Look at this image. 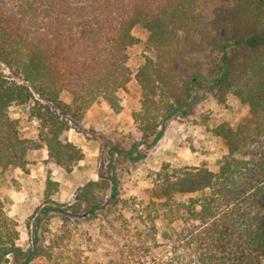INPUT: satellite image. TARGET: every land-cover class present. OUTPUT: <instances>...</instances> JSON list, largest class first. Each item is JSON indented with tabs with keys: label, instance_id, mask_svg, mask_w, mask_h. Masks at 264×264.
I'll return each instance as SVG.
<instances>
[{
	"label": "trees",
	"instance_id": "trees-1",
	"mask_svg": "<svg viewBox=\"0 0 264 264\" xmlns=\"http://www.w3.org/2000/svg\"><path fill=\"white\" fill-rule=\"evenodd\" d=\"M199 3L0 0V65L9 70L6 74L0 68V181L1 172L11 169L30 173L31 155L42 148H47L49 162L67 170L84 159L82 149L69 140L71 123L82 120L100 98L116 113L123 109L121 94L133 73L128 49L140 42L137 30L146 33L147 46L162 63L157 67L146 57L137 70L145 105L154 103L155 91L164 90L171 79L177 89L166 66L179 59L177 48L185 39L211 45L209 70L185 80L195 93L192 99L204 91L221 102L233 95L249 106L246 123L213 129L225 147L218 170L163 165L157 173L162 186L155 194L165 198L163 214L149 212L142 218V237L119 264H264V0H233L213 36ZM179 107L171 102L162 122ZM16 113L37 122L35 137L25 135ZM149 122L143 131L147 137L155 134L156 141L162 130ZM139 142L137 138L133 150ZM108 189L118 201L116 177L93 180L60 212L66 213L65 220L95 216ZM56 190L57 182L49 177L48 202ZM176 196L186 199L171 204ZM161 216L167 219L164 227L157 223ZM19 239V223L8 214L0 186V264H32L38 246L26 249Z\"/></svg>",
	"mask_w": 264,
	"mask_h": 264
},
{
	"label": "rangeland",
	"instance_id": "rangeland-1",
	"mask_svg": "<svg viewBox=\"0 0 264 264\" xmlns=\"http://www.w3.org/2000/svg\"><path fill=\"white\" fill-rule=\"evenodd\" d=\"M232 3L233 0H200L199 11L208 23L209 36L215 35ZM136 35L140 42L128 49V65L133 73L127 91L121 94L123 109L116 113L100 98L82 120L71 123L69 140L82 149L84 159L67 170L49 162L48 150L42 148L31 155L30 173L21 169L1 172L5 208L19 223V244L26 249L39 248L32 264H119L121 255L140 241L142 218L149 212L152 216L163 214L165 198L155 195L162 186L157 173L163 165L218 170L225 147L213 129L220 124L237 126L251 119L249 106L233 95L221 102L216 95L200 91L199 97L192 99L195 93L185 80L198 70H209L206 60L211 45L185 39L177 48L179 59L166 66L171 78L176 79L177 89L171 79L164 90L155 91L152 98L156 101L145 105L143 90L135 78L137 70L146 57L153 59L157 67L162 63L157 60V51L147 46L146 33L137 30ZM0 68L9 74L4 65ZM171 102L180 109L162 122ZM15 115L21 118L27 137L38 134L36 121L26 122V114ZM149 120L156 125V131L162 130L156 141L155 134L147 137L143 131ZM137 138L140 142L133 150ZM49 177L57 182L51 202L46 199ZM113 177L118 180V201L111 199L108 189L99 214L65 220L67 215L60 210H67L78 200L82 186L93 180L111 182ZM180 199L186 197H173L171 204ZM46 208L53 209L44 213ZM157 223L164 227L167 219L158 217Z\"/></svg>",
	"mask_w": 264,
	"mask_h": 264
},
{
	"label": "crops",
	"instance_id": "crops-1",
	"mask_svg": "<svg viewBox=\"0 0 264 264\" xmlns=\"http://www.w3.org/2000/svg\"><path fill=\"white\" fill-rule=\"evenodd\" d=\"M44 149V148H43ZM46 149V148H45ZM37 152V151H36Z\"/></svg>",
	"mask_w": 264,
	"mask_h": 264
}]
</instances>
